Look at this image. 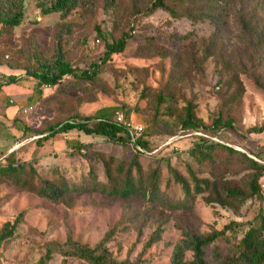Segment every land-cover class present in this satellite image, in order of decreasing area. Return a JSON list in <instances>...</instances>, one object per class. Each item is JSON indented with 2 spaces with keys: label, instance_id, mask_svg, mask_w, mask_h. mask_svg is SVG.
<instances>
[{
  "label": "rangeland",
  "instance_id": "obj_1",
  "mask_svg": "<svg viewBox=\"0 0 264 264\" xmlns=\"http://www.w3.org/2000/svg\"><path fill=\"white\" fill-rule=\"evenodd\" d=\"M40 1L24 0L23 18L2 34L0 49L15 54L17 48L31 47L40 57L48 58L57 31L68 28L61 35L66 58L76 71L92 63H97V70L95 79L63 76L58 85H43L37 99L24 100V108L28 104L31 108L26 112L22 108V117L35 121L29 130H45L75 112L92 115L98 107L114 106L124 114L129 111L127 118L144 125L153 150L150 154L135 153L131 143L118 144L76 130L58 132L18 149L15 156L29 157L36 172L31 174L26 165L24 175L33 181L63 177L68 184L79 185L91 169L101 181L102 162L95 153L111 154L125 163L136 154L143 183L147 186L155 170L157 186L154 198L146 193L121 198L95 189L67 191L51 201L0 174V222L12 220L24 209L12 233L0 240V264H36L46 243L62 242L67 231L79 242L94 244L114 224L117 229L107 244L115 258L171 264L170 252L181 226L204 233L235 220L239 223L233 226L230 238L214 241L222 254L229 253L231 244L256 216L257 200L248 198L241 204L222 206L207 203L206 192H201L193 195L189 206L174 207L183 193L171 169L189 182L192 170L197 177L211 176L239 185L247 172L245 164L236 155L229 157L223 148L210 160L196 162L187 151L195 134L180 133L176 122L187 102L203 123L217 114L230 117L233 126L220 127L217 135L226 145L264 163V38L261 42L256 37L248 40L236 22V11L243 6L246 16L264 35V0L221 3L224 10L216 8L220 13L217 23L207 18L192 21L161 8L143 14L137 8L146 0H82L64 17L57 11L42 14ZM123 31L130 33L123 48L101 59L105 44ZM16 60L24 61L21 57ZM237 77L243 90L238 97H231ZM254 77L263 88L254 84ZM18 106L16 103L15 108ZM251 125H262L261 130L246 132ZM78 140L87 145L78 147ZM259 183L264 194V174ZM158 222L163 226L160 238L144 247ZM211 245L206 246L205 256L217 264ZM41 264L86 263L71 256L62 262V256L54 252Z\"/></svg>",
  "mask_w": 264,
  "mask_h": 264
},
{
  "label": "trees",
  "instance_id": "obj_2",
  "mask_svg": "<svg viewBox=\"0 0 264 264\" xmlns=\"http://www.w3.org/2000/svg\"><path fill=\"white\" fill-rule=\"evenodd\" d=\"M81 1L42 0L38 3V7L42 14L57 11L61 17H64ZM230 1L146 0L145 4L137 8V11L149 14L157 8H161L170 15L188 16L192 21L207 18L212 23H217L220 13L216 11V8L223 9L220 6L221 3L228 4ZM204 3L207 4L205 8L200 6ZM23 5L24 0H0V37L3 33L20 23L23 18ZM193 5L195 6V11ZM245 12L243 6L236 11V22L240 31L248 40L256 37L257 41L261 42L262 38H264L261 28L257 27L256 23H252ZM65 29L68 30V28ZM66 30L59 29L57 31L53 51L48 58L40 57L31 47L25 49L17 48L15 54L0 49V63L22 69L25 74L31 76L36 81L37 86L58 85L63 76H71L77 80L84 79L89 81L95 79L97 63H92L87 69L76 71L71 61L66 58L61 45V35ZM129 36L130 33L128 31H123L117 39L107 42L105 44L104 56L101 59L108 57L111 52L121 50ZM17 57L23 58V63H19L16 60ZM9 80H12V77H9ZM234 80L236 86L231 91L230 96L238 97L243 87L238 77ZM253 82L257 87L263 88L261 81L257 77L253 78ZM117 108L119 107H98L92 115H81L75 112L65 119L47 125L45 130L35 132L36 134L30 131L31 139L23 142L11 151H0V174L51 201L59 200L67 191L95 189L121 198H128L136 193H146L148 198H154L157 186L155 170L149 175L147 186H145L140 175L136 154L125 163L123 160H115L111 154L95 153L97 158L102 162L104 180L99 181L90 169L86 180L79 185L68 184L63 177L58 179L39 177L36 181L28 180L24 175L26 165L31 168V174L36 173L29 162L30 158L22 159L15 156L18 149L25 147L28 143H37L38 140L40 142L41 139H46L55 133L67 132L69 130H76L90 136H98L118 144L131 143L135 153L150 154L153 147L147 135H145V127L136 136L135 140L132 141L128 132L114 120L116 111L123 113ZM128 113L129 111H126L125 114L123 113L124 117L127 118ZM176 123V128L180 133L195 134V139L188 145L187 151L196 162L200 163L204 160H210L217 153L218 149L223 148L229 157L238 156L245 164L247 172L242 184L237 185L211 176L197 177L192 170H189V182L171 169L173 176L180 183L183 193L182 199L175 201L173 206H189L194 194L206 192L204 200L207 203L213 202L223 206L228 203L241 204L248 198H254L258 202V210L256 216L248 221L245 230L237 240H234L229 253L226 254H222L217 249L214 241L217 238L228 240L230 235L234 233L232 232L233 226L238 225V221L229 220L220 228L212 227L204 233H196L187 226H181L180 236L174 242L170 252V263L214 264L205 256L206 246L213 244L211 245V253L213 260L217 264H264V194L261 191L259 183L260 176L264 174V163L248 156L244 151L226 145L217 135L220 127L229 128L233 126L230 117L224 118L220 114H217L208 123H203L194 114L191 102H187L181 113L178 114ZM261 126H248L246 127V132H258L261 130ZM76 144L78 147L87 145L85 140H78ZM4 159L5 161H3ZM132 169H134V173ZM146 187L147 190H145ZM2 204L0 200V206ZM23 212L24 209L19 210L12 220L7 219L0 222V240L12 233L15 224L21 218ZM116 229V224L109 227L94 244L79 242L67 231L66 237L62 242L46 243L44 253L36 264L46 262L54 252L62 256V262L65 257L71 256L83 260L86 264H142L136 262L137 260L117 259L112 255L107 242ZM162 231V222H158L148 234L144 247L158 240ZM187 253H189L188 259L185 258Z\"/></svg>",
  "mask_w": 264,
  "mask_h": 264
},
{
  "label": "crops",
  "instance_id": "obj_3",
  "mask_svg": "<svg viewBox=\"0 0 264 264\" xmlns=\"http://www.w3.org/2000/svg\"><path fill=\"white\" fill-rule=\"evenodd\" d=\"M42 87L37 86L36 81L22 69L0 63V151H11L31 139L27 126L33 127L35 121L34 118L22 117L21 109H24L23 101L36 98ZM16 103L19 106L15 108Z\"/></svg>",
  "mask_w": 264,
  "mask_h": 264
},
{
  "label": "built area",
  "instance_id": "obj_4",
  "mask_svg": "<svg viewBox=\"0 0 264 264\" xmlns=\"http://www.w3.org/2000/svg\"><path fill=\"white\" fill-rule=\"evenodd\" d=\"M29 105L27 108L22 109L23 112H26L30 109ZM114 120L117 124L121 125L129 134L132 141L135 140L136 136L143 130L144 125L139 122H133L130 118L124 117L123 113L116 111L114 115ZM1 208V206H0Z\"/></svg>",
  "mask_w": 264,
  "mask_h": 264
}]
</instances>
